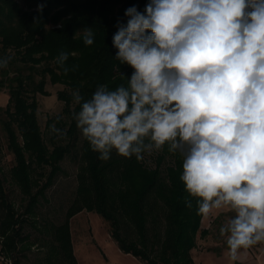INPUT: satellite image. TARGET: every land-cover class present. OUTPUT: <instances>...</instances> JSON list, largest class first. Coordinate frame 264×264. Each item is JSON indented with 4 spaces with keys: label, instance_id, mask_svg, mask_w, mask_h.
Returning a JSON list of instances; mask_svg holds the SVG:
<instances>
[{
    "label": "clouds",
    "instance_id": "9594fccd",
    "mask_svg": "<svg viewBox=\"0 0 264 264\" xmlns=\"http://www.w3.org/2000/svg\"><path fill=\"white\" fill-rule=\"evenodd\" d=\"M125 16L113 46L132 74L87 100L74 91L76 126L102 161L113 151L142 160L165 145L181 153L186 206L191 197L202 217L231 213L220 234L235 262L264 243V0H149ZM94 38L82 30L86 46ZM69 55L55 58L65 74L76 67ZM11 59L0 57V69Z\"/></svg>",
    "mask_w": 264,
    "mask_h": 264
},
{
    "label": "trees",
    "instance_id": "16d2710c",
    "mask_svg": "<svg viewBox=\"0 0 264 264\" xmlns=\"http://www.w3.org/2000/svg\"><path fill=\"white\" fill-rule=\"evenodd\" d=\"M21 1V2H19ZM149 0H0V57L11 56L8 67L0 69V89H6L8 101L0 107V125L6 139V149L14 165L10 170L13 183L26 198V216L34 214L39 197L51 186L60 171V162L72 153L80 141L77 188L66 210L64 221L53 228L47 264H77L72 250L69 221L82 211L94 212L107 223L109 236L120 252L146 264H195L191 251L197 234L208 235L200 228L202 216L197 214L196 198L188 197L192 207L186 206L188 194L180 180L181 153L160 151L155 167L146 166L135 156L125 158L111 153L107 161L91 150L76 126L74 113L80 110L73 103L72 93L79 90L85 100L91 98L99 85L115 90L127 84L132 69L115 58L113 35L117 23L127 22L125 10L136 6L141 12ZM26 5V7L22 6ZM43 4V11L38 5ZM92 28L95 38L91 46L82 39V30ZM68 52L66 66L74 71L65 74L55 58ZM38 75L39 80H35ZM61 85L57 93L64 104L63 113L69 125L65 132L68 142L56 145V133L50 137L49 149L37 119L36 95L47 96L46 83ZM1 114L3 115L1 118ZM59 117V119H57ZM49 119L50 128L61 117ZM168 165L162 169L165 158ZM49 167V171L45 170ZM33 168L46 177L41 186L33 178ZM38 187L36 191H33ZM157 204V205H155ZM155 206L163 210L161 232L148 235V216ZM0 248L12 264H20L17 244L25 242L22 226L26 219L16 215L7 200L0 178ZM133 225L136 239L123 232V223ZM128 235V236H127ZM264 244V243H263Z\"/></svg>",
    "mask_w": 264,
    "mask_h": 264
},
{
    "label": "rangeland",
    "instance_id": "374dc122",
    "mask_svg": "<svg viewBox=\"0 0 264 264\" xmlns=\"http://www.w3.org/2000/svg\"><path fill=\"white\" fill-rule=\"evenodd\" d=\"M21 2V1H19ZM22 6L26 7V5ZM2 76L0 75V80ZM38 81V75L35 76ZM61 85H51L49 82L45 85L47 96L36 95L38 103L37 119L44 140L49 149H52L51 136L54 132L46 123L49 119L61 117V122L56 128L64 133H56L54 140L56 145L66 144L68 138L65 132L68 128V119L62 114L64 104L57 99V93L64 90ZM8 101L6 89H0V107L4 108ZM1 114V118H2ZM52 124V125H53ZM65 156L60 162V171L55 176L51 186H49L39 197L38 204L34 208V214L26 216L24 207L27 204L26 198L21 194L19 188L13 183L10 170L14 165L12 155L6 149V139L0 125V178L3 180V187L7 200L14 206L16 215H21L26 221L22 226V235L26 236L25 242L17 244L18 258L20 264H47L49 249L53 243V228L60 225L65 218V213L75 196L77 188V173L80 165L79 148ZM160 153H145L142 159L148 167H155V160ZM169 163L166 157L162 169ZM32 176L38 182V186L45 183L46 177L39 176L41 170L33 168ZM49 167L45 170L47 173ZM35 187L33 191H36ZM157 205V204H155ZM148 216V235L151 237L154 230L161 232L164 226L163 210L155 206ZM231 213L227 210L214 211L207 218L202 217L200 228L208 231L205 237H199L197 234L195 248L191 251V257L195 264H264V244H258L247 250H241L239 259L235 262L230 261L227 255L226 236L220 234V227L227 223ZM3 218V212L0 209V221ZM70 234L72 241V250L77 264H146L140 259H135L129 255L120 252L115 242L109 236L107 223L99 218L94 212L82 211L76 214L69 221ZM123 232L128 234L130 239H136L133 225L128 222L123 223ZM0 264H12L8 255L1 252ZM63 264V262H62Z\"/></svg>",
    "mask_w": 264,
    "mask_h": 264
},
{
    "label": "crops",
    "instance_id": "0c3cea01",
    "mask_svg": "<svg viewBox=\"0 0 264 264\" xmlns=\"http://www.w3.org/2000/svg\"><path fill=\"white\" fill-rule=\"evenodd\" d=\"M119 250V249H118ZM120 251V250H119ZM127 255V254H126ZM129 256H131V255H129ZM132 257V256H131ZM136 259V258H135Z\"/></svg>",
    "mask_w": 264,
    "mask_h": 264
}]
</instances>
